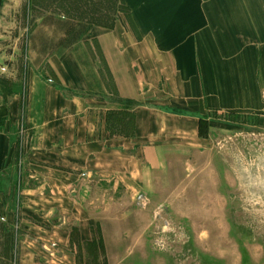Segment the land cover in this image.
<instances>
[{
    "label": "crops",
    "instance_id": "0c3cea01",
    "mask_svg": "<svg viewBox=\"0 0 264 264\" xmlns=\"http://www.w3.org/2000/svg\"><path fill=\"white\" fill-rule=\"evenodd\" d=\"M78 5L91 15L36 20L26 98L0 100V222L24 227L19 264H77L72 227L83 245L97 232L81 184L139 190L169 154L210 150V114L264 119V0ZM24 103L21 147L10 129ZM14 192L16 213L3 205Z\"/></svg>",
    "mask_w": 264,
    "mask_h": 264
},
{
    "label": "rangeland",
    "instance_id": "374dc122",
    "mask_svg": "<svg viewBox=\"0 0 264 264\" xmlns=\"http://www.w3.org/2000/svg\"><path fill=\"white\" fill-rule=\"evenodd\" d=\"M81 1L0 0V100L10 102L14 91L25 97L29 36L36 20L91 15L90 8L76 7ZM19 114L10 136L22 147L21 105ZM210 118L211 128L203 122L210 150L169 154L150 185L136 191L98 179L80 185L96 214L97 232L83 245L72 227L77 264H264V119ZM12 187L18 192L22 185ZM140 194L148 198L142 205ZM3 205L16 213L17 193ZM0 224V257L5 264H19L24 227L14 229L16 217Z\"/></svg>",
    "mask_w": 264,
    "mask_h": 264
},
{
    "label": "trees",
    "instance_id": "16d2710c",
    "mask_svg": "<svg viewBox=\"0 0 264 264\" xmlns=\"http://www.w3.org/2000/svg\"><path fill=\"white\" fill-rule=\"evenodd\" d=\"M25 91H26V88H25ZM25 98H26V92H25ZM25 113H26V103H24V105L22 106L23 121L25 120Z\"/></svg>",
    "mask_w": 264,
    "mask_h": 264
},
{
    "label": "water",
    "instance_id": "95a60500",
    "mask_svg": "<svg viewBox=\"0 0 264 264\" xmlns=\"http://www.w3.org/2000/svg\"><path fill=\"white\" fill-rule=\"evenodd\" d=\"M146 200V196L144 194H141L139 197H138V201H139V204L142 205V201H145Z\"/></svg>",
    "mask_w": 264,
    "mask_h": 264
},
{
    "label": "built area",
    "instance_id": "2783aa9c",
    "mask_svg": "<svg viewBox=\"0 0 264 264\" xmlns=\"http://www.w3.org/2000/svg\"><path fill=\"white\" fill-rule=\"evenodd\" d=\"M49 247H51V248L55 249V248L57 247V243H56V242H53V241H51V242H49Z\"/></svg>",
    "mask_w": 264,
    "mask_h": 264
}]
</instances>
